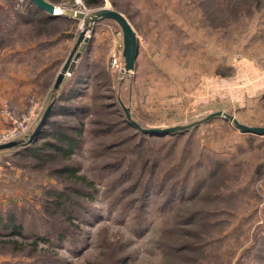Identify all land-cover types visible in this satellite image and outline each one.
Instances as JSON below:
<instances>
[{"label":"rangeland","instance_id":"374dc122","mask_svg":"<svg viewBox=\"0 0 264 264\" xmlns=\"http://www.w3.org/2000/svg\"><path fill=\"white\" fill-rule=\"evenodd\" d=\"M52 1L87 14L118 10L138 53L134 69L110 70L113 44L124 66L123 35L113 20L93 24L83 36L92 35V61L88 40L81 42L83 59L55 90L82 19L0 0V130L9 126L4 102L24 110L62 92L76 112L56 108L48 130L59 123L71 133L84 122L69 159L49 148L37 156L0 151V264H264V134L218 116L145 141L121 106L144 128L186 125L218 110L264 126V0ZM52 140L43 135L34 145ZM64 165L75 172L60 171Z\"/></svg>","mask_w":264,"mask_h":264},{"label":"water","instance_id":"95a60500","mask_svg":"<svg viewBox=\"0 0 264 264\" xmlns=\"http://www.w3.org/2000/svg\"><path fill=\"white\" fill-rule=\"evenodd\" d=\"M30 3H32L35 7H37L40 10H43V12H46L48 15L51 16H74L76 15L77 17L82 19L83 25H85V28H83L81 35H79V38L77 42L75 43L72 51L68 55V58L62 65L63 67L60 68L56 78H55V83H54V89L57 90L59 85L61 84L62 80L64 79V74L67 70L72 69L73 67V61L75 58L78 57L79 52H78V47L81 42H85L88 40V37H83L85 35V32L87 28L92 31V25L97 24L102 20H113L117 23V25L120 27L121 34L122 36V56L124 57V68L126 71H130L134 69L135 65V59L138 53V38L133 30V27L131 26L130 22L127 20V18L118 10L110 8V7H102L98 8L96 10H93L92 12L85 14L80 11H74L72 8H67L65 6H58L55 3L49 1V0H28ZM61 7V10H58V8ZM121 106L125 112L126 117L130 119V113L129 109L124 106L121 103ZM51 108V104H49L44 111L42 117L38 121V123L34 126L32 133L28 140L32 139L35 134L40 131L39 129L43 125L49 111ZM224 117L227 119L232 120L234 124H236L237 128H239L243 132H250L254 134H264V126H247L244 125L240 122H238L233 115L222 111H214L209 114H207L204 119L198 120L195 122H192L190 124L186 125H175V126H169V127H149V128H142L140 127L136 122L132 121V124L140 129L144 133H149V134H161V133H167V132H172V131H177L180 129H187L191 125L198 124L199 122H205L208 121L211 118L214 117ZM17 141H9L6 143H1L0 144V149L4 148H9L13 147L17 144Z\"/></svg>","mask_w":264,"mask_h":264},{"label":"trees","instance_id":"16d2710c","mask_svg":"<svg viewBox=\"0 0 264 264\" xmlns=\"http://www.w3.org/2000/svg\"><path fill=\"white\" fill-rule=\"evenodd\" d=\"M49 1H51V0H49ZM92 3L93 4H96L98 2L96 0H88V2H87L88 5L89 4H92ZM48 16L54 17V16H51V15H48ZM62 82H63V80H62ZM76 82H77L76 83V86L78 87L81 84L80 83V80L78 79V80H76ZM61 85L62 84H60L59 87ZM62 93L56 94V96L53 97V99L49 100V102L47 104H45L44 111L46 110L47 106L49 104H51L50 111H49V113H48V115H47V117H46L43 125L39 129L40 131H38L32 139H30V140L27 139L26 140L27 143H22V140L21 139L14 140V141H17L18 142L15 146L9 147V148H4V149L16 148L15 150H17L19 148H23V150H27V151L30 150V153H32L34 156H37L42 149L49 148V149H51L53 151H56L60 155L61 158L69 159V157L71 155V152H73V150L75 149L74 146H75L76 142H78L77 141V135H80V133H81V130L80 129H81V127L83 128L84 122H82V121L79 122V125L81 127L80 126H77V127H74L73 129L71 128V131H72L71 133H69L70 131L66 130L59 123L56 124V128L55 129L48 130L47 126L48 125H51L52 122L54 123V121H55L52 117H53V115H55L54 113H55V109L56 108L59 109L58 111H61V112L64 111L63 112L64 114H67V113H65V110L69 111V113H71L72 111H75L74 108L73 109H68V107H71L70 104L61 102V100H63V99H61ZM67 100H65V102H67ZM61 108L63 110H61ZM76 108H77V106H76ZM78 108L81 109V107H78ZM122 110H123V108H122ZM44 111H43V113H44ZM123 112H124V110H123ZM43 113H42V115H43ZM123 117H125V118H123V121L127 124V126L133 128L134 133H136V135H140V138L142 140H145V141H150V140L151 141H156L157 138H160L163 135H165V133H161V134H149V133L142 132L140 129L136 128L132 124V121H134V122H136V121L132 119L133 117H131V113H130V117H131L130 119H128V117H126L125 112H124V116ZM137 124L140 127H142L139 123H137ZM191 127H192V125H191ZM142 128H144V127H142ZM188 128H190V127H188ZM187 129L185 128V129H180V130H177V131L167 132V135H176L178 133H182L183 131H186L187 132ZM73 133H75L76 135H73ZM43 135H47L49 137H52L53 140L52 141L44 142V143L41 144L40 147L39 146L36 147L34 145L35 144V141L39 137H42ZM51 150L47 154H44L45 157H43V158L50 157V154H54ZM0 151H2V149H0ZM143 164H144V160L142 161V165ZM59 170L62 171V172H68V171H71L72 173L75 172V168H73V167L71 168L69 165H64L62 168H59ZM71 175H73V174H71ZM149 184L150 183H147L145 181L140 186L141 188H140V196H139V199H140V204L139 205H141V202L144 204L145 203V200H147L146 198H147L148 191H149V189H148V187H149L148 185ZM68 190L72 191L71 189H68ZM66 191H67V189H66ZM75 193H80V192H75ZM170 194L173 196V191L172 190L168 191V196ZM166 196H167V193H166ZM68 197H70V196L65 194V198L64 199L66 201H68L69 203H71V204H75L76 203L75 201L70 200ZM166 199H167V197H166Z\"/></svg>","mask_w":264,"mask_h":264},{"label":"built area","instance_id":"2783aa9c","mask_svg":"<svg viewBox=\"0 0 264 264\" xmlns=\"http://www.w3.org/2000/svg\"><path fill=\"white\" fill-rule=\"evenodd\" d=\"M77 1H79V3L81 2V0ZM77 1L76 3H78ZM62 5L65 6V4ZM86 37H90V35H87ZM115 48L116 46L113 44L108 51L107 63L109 69L115 72H118L119 70L128 72L125 70L124 66H121L120 56ZM76 61L77 59L75 58L73 61L74 65ZM71 72L72 69L67 70L64 77L70 76ZM4 103L3 111L7 113L6 115L8 116L9 126L5 130H0V144L20 139L40 120L45 108V101L41 99H31L29 105L24 110H19L16 107L9 106L6 102Z\"/></svg>","mask_w":264,"mask_h":264},{"label":"crops","instance_id":"0c3cea01","mask_svg":"<svg viewBox=\"0 0 264 264\" xmlns=\"http://www.w3.org/2000/svg\"><path fill=\"white\" fill-rule=\"evenodd\" d=\"M53 2V1H52ZM32 4V3H31ZM32 6L36 9V10H38V11H43V10H39V9H37V7H35L33 4H32ZM32 10H33V8H31ZM43 13H45V15H46V17H50V16H48L47 14H46V12H43ZM54 17H57V16H54ZM58 17H65V16H58ZM67 17H70V16H67ZM56 21H59V18H56V20H55V22ZM98 24V23H97ZM97 24H95V25H97ZM95 25H93L92 26V33H93V31H94V29H95ZM92 36V35H91ZM90 36V37H91ZM90 40H92V38H90L85 44H86V51H85V53H84V56L85 57H87V59H86V63L88 64L90 61H92L91 59L92 58H89V56L91 55V51L89 50V44L91 43V41ZM90 52V53H89ZM88 55V56H87ZM78 60L80 59V60H82L83 58H82V53H81V55L77 58ZM77 60V61H78ZM77 61H76V63H77ZM89 61V62H88ZM79 67L78 66H76V68L74 69V71H77V70H79L78 69ZM89 77H88V79H84V81L86 82V81H88V83H90L89 82V80H90V78H91V73L88 75ZM27 77H25L24 79H26ZM28 79V78H27ZM79 80H80V83L82 84V82H83V79L82 78H79ZM28 82H32L33 81V79H31V80H27ZM80 84V85H81ZM91 84V83H90ZM60 88H62L61 86H60Z\"/></svg>","mask_w":264,"mask_h":264},{"label":"bare ground","instance_id":"6f19581e","mask_svg":"<svg viewBox=\"0 0 264 264\" xmlns=\"http://www.w3.org/2000/svg\"><path fill=\"white\" fill-rule=\"evenodd\" d=\"M77 2L79 3V1H77ZM61 9H62L61 7L58 8V10H61ZM85 14H87V13H85Z\"/></svg>","mask_w":264,"mask_h":264}]
</instances>
